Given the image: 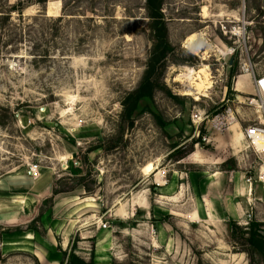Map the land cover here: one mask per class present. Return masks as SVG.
Instances as JSON below:
<instances>
[{"label": "rangeland", "instance_id": "obj_1", "mask_svg": "<svg viewBox=\"0 0 264 264\" xmlns=\"http://www.w3.org/2000/svg\"><path fill=\"white\" fill-rule=\"evenodd\" d=\"M158 13L169 50L153 76L155 114L125 120L122 102L155 43L145 0H0V264H53L61 233L85 210L88 235L99 219L116 235L118 264H264L244 241L248 224L236 236L223 220L190 229L183 211L194 202L179 214V199L161 198L192 193L196 157L256 173L260 159L230 137L256 121L241 69L264 71V0H162ZM194 32L212 50L187 51ZM229 47L232 56L220 54ZM182 72L211 87L186 94ZM227 107L237 122L220 133L211 119ZM132 203L156 211L154 227L132 234Z\"/></svg>", "mask_w": 264, "mask_h": 264}, {"label": "crops", "instance_id": "obj_2", "mask_svg": "<svg viewBox=\"0 0 264 264\" xmlns=\"http://www.w3.org/2000/svg\"><path fill=\"white\" fill-rule=\"evenodd\" d=\"M232 126L233 124L228 129ZM233 131L236 135V127ZM234 134L232 133L230 137V144L236 149L239 147L238 144H240L242 138L236 142ZM240 150L241 149H237L236 152H240ZM196 158L197 161L192 162H195L197 166L194 168L193 172H189L188 175L189 185L192 189V193L190 192L187 196V198H189L187 199L186 196H184L183 199L181 198L183 187L177 194H169L168 197L161 196V198H166L170 200V202L179 199V214H182L183 206L187 204L189 200L194 202L193 206L188 209L184 206L185 210L183 211V216L188 219L187 225L190 229L201 225L203 226L206 223L208 224V229L211 230L214 226L211 220H214L215 225L222 224L223 220V225L226 230L227 223L230 221L244 223L247 213L251 215V220L254 219L257 222L264 223L263 184L254 183L250 189L245 182V172L241 170L224 171L218 167V163H214V161L210 163V161H208L210 157L208 156L207 160L204 159L205 157ZM208 165L215 167L213 170L201 167ZM177 187L178 177H175V180H171L167 188L173 191ZM132 204L133 205L130 206V210L128 211L129 217H127L129 222L135 223V226H131L132 234H138L141 227H147L148 229L154 227V224H151L152 222L150 223V220L151 218H155L156 211H153L150 207L141 209L137 203ZM158 209L160 210V207ZM174 210L177 211V209ZM166 212H168L169 215L172 214V216H177L176 213H172L171 211ZM92 216L91 214L89 215V211L85 210L75 216L76 218L72 225H70V223L68 224L70 227L65 232L61 233L59 244H55V248L58 250V256L55 257L53 264H59L63 258L62 253L65 252L67 255L70 251L86 263L118 264L122 262L121 257H119L120 253L117 250L118 242H115L116 235L112 234L109 227L105 229L94 227L93 230H91L92 235H88L89 232L84 225ZM179 216L181 217L182 215ZM136 217H142L143 221H137ZM105 222L108 224L107 221ZM121 229L127 228L120 226V230ZM75 238H77V242L72 249L73 240ZM150 241H153V237ZM150 246L154 249L152 244H150ZM124 255L125 253L123 256Z\"/></svg>", "mask_w": 264, "mask_h": 264}, {"label": "trees", "instance_id": "obj_3", "mask_svg": "<svg viewBox=\"0 0 264 264\" xmlns=\"http://www.w3.org/2000/svg\"><path fill=\"white\" fill-rule=\"evenodd\" d=\"M145 1L148 17L154 20L151 24V29L155 32V43L149 52L146 69L138 87L134 91L127 94L122 102V116L125 120H132L134 118L133 116L143 110L155 114L152 109L153 91L155 88V80L153 79V76L156 74L160 66L159 64L163 62V59L169 50L166 31L160 24V16L158 13L162 0ZM233 64L234 61L231 65H229L230 68L233 67ZM229 225L231 229V236H236L238 233H241V228L236 222L230 221ZM243 233L246 234V239L244 241L251 247L250 251L264 256V223L250 221L248 222V226L244 227ZM62 255L63 258L59 264H92L91 262L86 263L84 260L78 258L72 251H70L67 255L63 252Z\"/></svg>", "mask_w": 264, "mask_h": 264}, {"label": "built area", "instance_id": "obj_4", "mask_svg": "<svg viewBox=\"0 0 264 264\" xmlns=\"http://www.w3.org/2000/svg\"><path fill=\"white\" fill-rule=\"evenodd\" d=\"M241 1L244 3V0ZM233 30H235L234 27L226 30V33L224 32V34H228V39L230 36L235 35V31ZM234 52V47H229L226 55L230 57L234 54ZM241 71L248 74L252 85V96L247 99L246 105L252 107L256 114V121L243 128L242 140L244 143V149L256 154L257 158L261 161L255 174L245 171V182L251 189L254 182L264 185V148L262 150H258L255 145V140L258 139L264 147V71H255L250 63L245 64ZM234 122H237L236 113L230 107H227V109L223 112L215 114V116L211 119V126L217 132L221 133L222 131L227 130ZM202 139L209 140L206 136L202 137ZM37 168V166L31 167L30 174L33 176L37 175ZM250 220L251 215L247 213L244 224H248ZM95 227L98 229H105L107 228V223L99 219L95 222Z\"/></svg>", "mask_w": 264, "mask_h": 264}, {"label": "bare ground", "instance_id": "obj_5", "mask_svg": "<svg viewBox=\"0 0 264 264\" xmlns=\"http://www.w3.org/2000/svg\"><path fill=\"white\" fill-rule=\"evenodd\" d=\"M236 33L239 34V32H236ZM198 44L199 45H202L203 47L206 48V50L204 49L205 52L203 54H206L207 51L212 50V45L204 40V34H203V32H194V33L190 34L187 37V39H186V46H185V48L190 53L196 54V53H198V49H197ZM220 54L225 55L226 52L225 51H222V52H220ZM246 64H248V63H246ZM242 73L247 74L244 71H242ZM179 76L181 78H183L185 87L187 88V91L188 92H186V94H191V92L199 93V91H201L200 88L202 87L203 84H198L196 82V78L192 77L190 74H188L186 72H182ZM211 84H212V81L211 80H207L206 84L203 85V87L208 89V88L211 87ZM241 138H242V131H241V134L240 133H237L235 135V137H234V139L236 140V142H238ZM255 145H256V148L258 150H262L264 148L263 145H262V143L258 139L255 140Z\"/></svg>", "mask_w": 264, "mask_h": 264}, {"label": "water", "instance_id": "obj_6", "mask_svg": "<svg viewBox=\"0 0 264 264\" xmlns=\"http://www.w3.org/2000/svg\"><path fill=\"white\" fill-rule=\"evenodd\" d=\"M232 64V60H230V64L229 65H231Z\"/></svg>", "mask_w": 264, "mask_h": 264}]
</instances>
